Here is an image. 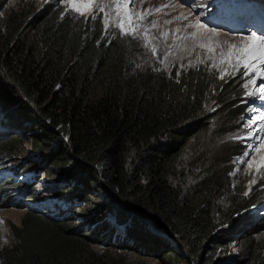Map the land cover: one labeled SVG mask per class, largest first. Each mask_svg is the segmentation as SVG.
Segmentation results:
<instances>
[{
	"label": "trees",
	"instance_id": "1",
	"mask_svg": "<svg viewBox=\"0 0 264 264\" xmlns=\"http://www.w3.org/2000/svg\"><path fill=\"white\" fill-rule=\"evenodd\" d=\"M58 5L0 17V206H26L30 219L11 227L0 264H111L92 245L116 237L171 264H264V242L248 236L242 247L229 232L247 201L213 210L215 195H189L169 167L243 77L135 67V43L116 31L107 40L98 18L78 21ZM25 142L36 163L24 160ZM45 176L56 180L48 203L33 193Z\"/></svg>",
	"mask_w": 264,
	"mask_h": 264
},
{
	"label": "rangeland",
	"instance_id": "2",
	"mask_svg": "<svg viewBox=\"0 0 264 264\" xmlns=\"http://www.w3.org/2000/svg\"><path fill=\"white\" fill-rule=\"evenodd\" d=\"M56 2L63 7V13L74 15L78 21L98 18L101 37L107 33L105 36L110 40L111 33L116 31L126 45L135 43L141 52L135 67H150L153 72L170 75L199 70L217 79L243 77V83L238 88V84L235 85L239 91L233 101L219 105L208 115L200 133L182 150L173 162L174 166L171 163L169 167L175 185H180L189 195L199 193L204 198L215 195L212 197L213 210H223L230 200L245 199V212L233 229L228 228L229 232L242 240L239 243L242 247L248 236L256 242H264V119H256L264 117V100L260 99L264 93L259 87L264 83V63L252 62L260 70L258 72L245 68L243 61L237 63L235 55L230 62L221 59V53L226 56L230 46L234 45L238 50L251 45L253 34L264 35L251 29L232 32L210 28L200 22L198 15L182 0H91L83 15L72 5L87 0H0V17H15L29 10V4L40 10L46 4ZM257 12L263 15L264 8ZM137 73L143 74L140 70ZM2 110L5 109L0 106V123L5 119ZM249 119L254 122L245 126ZM23 148L24 160L31 159L36 163L28 142ZM5 158L0 157V171ZM13 163L20 164L21 161L10 162L11 168ZM29 168L21 170L20 181L30 180L32 164ZM53 178L37 177L36 192L44 186L50 188L56 181ZM44 200L46 203L53 201L46 195ZM54 200L65 205L62 200ZM25 207L8 202L0 206V250L14 245L12 226L21 227L30 221ZM89 207L94 208L91 203ZM45 208L50 210V204ZM121 228L114 226L116 231ZM114 243L111 247L92 245L93 251L110 260L111 264H171L167 258L162 261L159 253L144 255L139 247L123 249L117 237ZM231 248L236 252L234 246Z\"/></svg>",
	"mask_w": 264,
	"mask_h": 264
},
{
	"label": "snow or ice",
	"instance_id": "3",
	"mask_svg": "<svg viewBox=\"0 0 264 264\" xmlns=\"http://www.w3.org/2000/svg\"><path fill=\"white\" fill-rule=\"evenodd\" d=\"M91 0H87L86 3H73V8L76 9V11L80 12L81 15H83L84 10H86L90 6ZM159 10V9H157ZM212 50L211 47L209 49ZM236 57V62L240 63L241 61L244 62V67L247 69H256L258 72L259 69L256 68V65L252 62H259L264 63V37H257L255 34L252 36V43L251 45H245L238 50L236 47L230 46V51L225 56L223 53H221V59L222 61L230 62L232 61L233 57ZM260 90L262 93H264V83H261L259 85ZM260 99L264 100V95H261ZM256 119H264V117H256ZM254 121L252 119H249L247 124H252ZM244 155H247V152L244 153Z\"/></svg>",
	"mask_w": 264,
	"mask_h": 264
},
{
	"label": "clouds",
	"instance_id": "4",
	"mask_svg": "<svg viewBox=\"0 0 264 264\" xmlns=\"http://www.w3.org/2000/svg\"><path fill=\"white\" fill-rule=\"evenodd\" d=\"M210 3L215 7V9L217 8V5L221 2H224L225 0H209ZM249 1H253L256 6L253 8H250V9H247L246 6H237V7H234V8H231V10H233L236 14H242V15H247V14H251L253 17L255 16L254 14L256 15H261V14H258V12H256V10H260L261 8H264V4H262V2H264V0H260L259 2H256L254 0H249ZM182 3L186 6H189L191 7L192 9L193 8H197V7H200V6H204L206 7L205 10H203L202 12H199V11H194L195 14L198 15V18L200 20V22H202L203 24L204 21L202 20V14L203 13H206L207 10H209L211 7H208V3L207 0H191L189 3H186L184 2V0H182ZM206 25V24H205ZM208 26V25H206ZM210 28H215V27H212V26H208ZM48 189V188H47ZM46 187L44 186V189L39 191L38 193L36 192L35 188L33 189V193H37L39 194L41 197H44V195H46L47 197H49L47 194H46V191H47ZM12 205H15L14 203Z\"/></svg>",
	"mask_w": 264,
	"mask_h": 264
},
{
	"label": "bare ground",
	"instance_id": "5",
	"mask_svg": "<svg viewBox=\"0 0 264 264\" xmlns=\"http://www.w3.org/2000/svg\"><path fill=\"white\" fill-rule=\"evenodd\" d=\"M49 190V189H48ZM50 191V190H49ZM48 193V192H47Z\"/></svg>",
	"mask_w": 264,
	"mask_h": 264
}]
</instances>
